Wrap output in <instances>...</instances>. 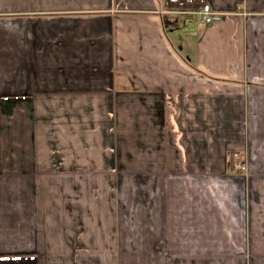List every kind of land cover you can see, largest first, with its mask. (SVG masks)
I'll return each instance as SVG.
<instances>
[{
    "label": "crops",
    "instance_id": "crops-1",
    "mask_svg": "<svg viewBox=\"0 0 264 264\" xmlns=\"http://www.w3.org/2000/svg\"><path fill=\"white\" fill-rule=\"evenodd\" d=\"M204 1L0 0V264H264V0Z\"/></svg>",
    "mask_w": 264,
    "mask_h": 264
},
{
    "label": "built area",
    "instance_id": "built-area-1",
    "mask_svg": "<svg viewBox=\"0 0 264 264\" xmlns=\"http://www.w3.org/2000/svg\"><path fill=\"white\" fill-rule=\"evenodd\" d=\"M156 13H158L166 22L184 19L194 21L199 25L214 23L226 14V12L214 9L208 3L199 7L164 6L157 10Z\"/></svg>",
    "mask_w": 264,
    "mask_h": 264
},
{
    "label": "trees",
    "instance_id": "trees-1",
    "mask_svg": "<svg viewBox=\"0 0 264 264\" xmlns=\"http://www.w3.org/2000/svg\"><path fill=\"white\" fill-rule=\"evenodd\" d=\"M203 4H205L204 0H165V3H164L165 6H169V7H174V6L199 7V6H202ZM233 153L234 152H231L230 154L232 155ZM232 165H233V162H230V166ZM235 170L240 171L239 168H235Z\"/></svg>",
    "mask_w": 264,
    "mask_h": 264
},
{
    "label": "rangeland",
    "instance_id": "rangeland-1",
    "mask_svg": "<svg viewBox=\"0 0 264 264\" xmlns=\"http://www.w3.org/2000/svg\"><path fill=\"white\" fill-rule=\"evenodd\" d=\"M241 161L242 162L240 164V167H238L240 169V171H242L245 168V165H246V163H245V156L242 157Z\"/></svg>",
    "mask_w": 264,
    "mask_h": 264
}]
</instances>
